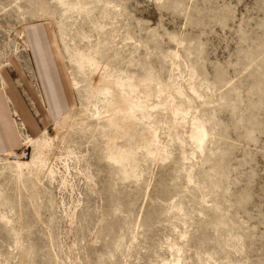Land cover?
I'll list each match as a JSON object with an SVG mask.
<instances>
[{
  "label": "rangeland",
  "instance_id": "374dc122",
  "mask_svg": "<svg viewBox=\"0 0 264 264\" xmlns=\"http://www.w3.org/2000/svg\"><path fill=\"white\" fill-rule=\"evenodd\" d=\"M0 92V264H264V0H0Z\"/></svg>",
  "mask_w": 264,
  "mask_h": 264
},
{
  "label": "crops",
  "instance_id": "0c3cea01",
  "mask_svg": "<svg viewBox=\"0 0 264 264\" xmlns=\"http://www.w3.org/2000/svg\"><path fill=\"white\" fill-rule=\"evenodd\" d=\"M31 34L33 40L31 53L34 58L33 64L37 70L40 88L47 106L51 109L52 113L56 114L62 108L59 103V101L61 102V95L57 96L55 91L60 84L57 83L55 74L58 71L61 75L60 69L53 70V67L49 64L50 55L47 51V46H43L44 42L41 41L42 37L39 33L34 31ZM7 88L9 91L8 98L12 100V97H14L13 88L10 85ZM60 91L63 90L60 88ZM6 98L5 94L0 92V154L19 150L21 146L20 134L16 128L13 113Z\"/></svg>",
  "mask_w": 264,
  "mask_h": 264
},
{
  "label": "built area",
  "instance_id": "2783aa9c",
  "mask_svg": "<svg viewBox=\"0 0 264 264\" xmlns=\"http://www.w3.org/2000/svg\"><path fill=\"white\" fill-rule=\"evenodd\" d=\"M30 152L31 151L28 149V146H23L19 150L12 152L8 155L10 157V160L13 162L17 160L26 159L27 157L30 156Z\"/></svg>",
  "mask_w": 264,
  "mask_h": 264
},
{
  "label": "bare ground",
  "instance_id": "6f19581e",
  "mask_svg": "<svg viewBox=\"0 0 264 264\" xmlns=\"http://www.w3.org/2000/svg\"><path fill=\"white\" fill-rule=\"evenodd\" d=\"M133 108H134V107H133ZM130 109H131V108H130ZM130 111H131V110H130ZM131 113H132V111H131ZM197 126H198V125H197ZM194 127H195V126H194ZM198 127H199V126H198ZM195 129H196V128H195ZM200 129H201V127H200ZM193 131H194V130H193ZM193 131H192V132H193ZM194 133H195V132H194ZM192 137H193V136H192ZM196 138H197V137H196ZM198 139H199V138H198ZM200 141H201V139H200ZM7 158L10 159L9 155L7 156ZM27 158H28V157H27ZM27 158H26V159H27ZM26 159H22V160H26ZM17 161H21V160H17ZM13 162H15V161H13Z\"/></svg>",
  "mask_w": 264,
  "mask_h": 264
}]
</instances>
